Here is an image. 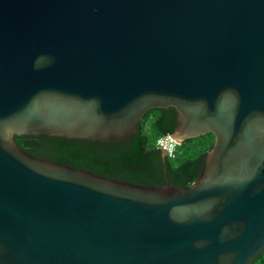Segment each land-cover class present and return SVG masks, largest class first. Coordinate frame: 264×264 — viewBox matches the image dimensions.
Segmentation results:
<instances>
[{
  "label": "water",
  "instance_id": "1",
  "mask_svg": "<svg viewBox=\"0 0 264 264\" xmlns=\"http://www.w3.org/2000/svg\"><path fill=\"white\" fill-rule=\"evenodd\" d=\"M176 110L187 188L34 157ZM162 151L163 158L167 153ZM264 253V0H0V264H253Z\"/></svg>",
  "mask_w": 264,
  "mask_h": 264
},
{
  "label": "trees",
  "instance_id": "2",
  "mask_svg": "<svg viewBox=\"0 0 264 264\" xmlns=\"http://www.w3.org/2000/svg\"><path fill=\"white\" fill-rule=\"evenodd\" d=\"M176 125L174 108L152 109L139 123L138 131L126 141H89L44 134L16 136L15 141L34 157L84 169L95 175L142 186L163 187L171 184L187 188L198 180L215 138L208 134L187 141L192 143L199 140L201 153L176 164L178 155L175 160L164 159L162 151L156 146L157 139L171 135ZM253 264H264V253Z\"/></svg>",
  "mask_w": 264,
  "mask_h": 264
},
{
  "label": "rangeland",
  "instance_id": "3",
  "mask_svg": "<svg viewBox=\"0 0 264 264\" xmlns=\"http://www.w3.org/2000/svg\"><path fill=\"white\" fill-rule=\"evenodd\" d=\"M207 138V137H206ZM210 141V138H208ZM201 142L195 140L192 143H186L178 147V161L176 164L182 163L184 160H187L192 157H197L201 153Z\"/></svg>",
  "mask_w": 264,
  "mask_h": 264
},
{
  "label": "built area",
  "instance_id": "4",
  "mask_svg": "<svg viewBox=\"0 0 264 264\" xmlns=\"http://www.w3.org/2000/svg\"><path fill=\"white\" fill-rule=\"evenodd\" d=\"M156 146L159 150H164L167 153L169 160L177 158L179 144L173 141L170 135L159 137L156 141Z\"/></svg>",
  "mask_w": 264,
  "mask_h": 264
}]
</instances>
